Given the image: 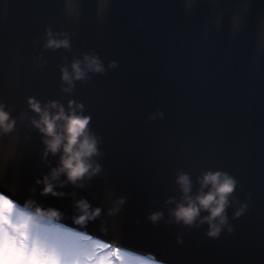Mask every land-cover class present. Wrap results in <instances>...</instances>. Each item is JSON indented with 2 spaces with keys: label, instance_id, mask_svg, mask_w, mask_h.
<instances>
[{
  "label": "water",
  "instance_id": "water-1",
  "mask_svg": "<svg viewBox=\"0 0 264 264\" xmlns=\"http://www.w3.org/2000/svg\"><path fill=\"white\" fill-rule=\"evenodd\" d=\"M47 29L70 47H43ZM85 54L105 71L64 91L61 66ZM30 97L83 106L99 172L43 192L59 153L44 155ZM0 104L15 119L0 133V193L163 264H264V0H0ZM209 169L236 180L231 231L215 237L170 219L178 172L195 194ZM80 199L100 212L76 223Z\"/></svg>",
  "mask_w": 264,
  "mask_h": 264
},
{
  "label": "clouds",
  "instance_id": "clouds-1",
  "mask_svg": "<svg viewBox=\"0 0 264 264\" xmlns=\"http://www.w3.org/2000/svg\"><path fill=\"white\" fill-rule=\"evenodd\" d=\"M45 48H69L67 35L54 33L51 29L45 32ZM110 67H115L111 62ZM105 67L95 55L85 54L83 59H74L70 66H61L62 80L70 92L76 80H83L89 72H104ZM29 106L36 114L31 123L43 137L44 155L59 153V163L52 168L42 180L43 192L54 191V181L76 184L85 176H91L100 171L99 163L93 160L98 154V139L90 131L89 117L82 113L83 106L70 100L68 107L57 101L42 103L30 97ZM156 115L162 116L163 113ZM150 118L154 119L155 115ZM15 119L0 104V133L12 131ZM200 189L192 193V180L188 173L178 172L176 183L181 191V198L170 203V219L186 226L207 224V234L215 237L224 229L231 231L226 209L230 205V196L235 189L236 180L227 172L221 170H206L198 178ZM122 203V199L119 201ZM79 215L76 223L100 212L92 209L90 204L80 199L76 201ZM246 208L241 205L234 212L239 216ZM206 213V215H202ZM162 213L151 214L150 219L157 221ZM61 213L52 208L44 209L32 200L20 204L0 193V264H123L124 256L116 252L101 254L95 247L79 239L60 224ZM104 247V246H101Z\"/></svg>",
  "mask_w": 264,
  "mask_h": 264
},
{
  "label": "rangeland",
  "instance_id": "rangeland-1",
  "mask_svg": "<svg viewBox=\"0 0 264 264\" xmlns=\"http://www.w3.org/2000/svg\"><path fill=\"white\" fill-rule=\"evenodd\" d=\"M65 229L68 231L69 234H74L73 238L82 240L84 242L91 243L95 247V249L101 254L106 253V252H116L117 255H123L124 256L123 264H163L153 259L146 258L139 254L130 252L126 249L119 248L114 245H108L104 241L99 240V239H93L84 233L77 232L69 228H65ZM101 246H104V247H101Z\"/></svg>",
  "mask_w": 264,
  "mask_h": 264
}]
</instances>
